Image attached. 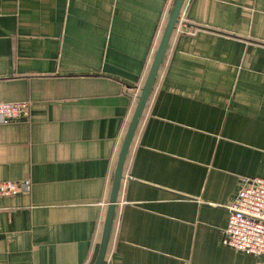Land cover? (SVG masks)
Returning <instances> with one entry per match:
<instances>
[{
  "label": "crops",
  "instance_id": "0c3cea01",
  "mask_svg": "<svg viewBox=\"0 0 264 264\" xmlns=\"http://www.w3.org/2000/svg\"><path fill=\"white\" fill-rule=\"evenodd\" d=\"M173 0H0V264H94ZM124 168L104 264H264L222 243L264 179V0H185ZM184 24V25H183Z\"/></svg>",
  "mask_w": 264,
  "mask_h": 264
},
{
  "label": "built area",
  "instance_id": "2783aa9c",
  "mask_svg": "<svg viewBox=\"0 0 264 264\" xmlns=\"http://www.w3.org/2000/svg\"><path fill=\"white\" fill-rule=\"evenodd\" d=\"M30 108V103L26 101L0 103V122L10 124L27 119ZM30 189V180L3 181L0 182V199ZM228 211L223 245L248 255H264V179L242 180Z\"/></svg>",
  "mask_w": 264,
  "mask_h": 264
},
{
  "label": "water",
  "instance_id": "95a60500",
  "mask_svg": "<svg viewBox=\"0 0 264 264\" xmlns=\"http://www.w3.org/2000/svg\"><path fill=\"white\" fill-rule=\"evenodd\" d=\"M184 1L185 0H173L172 7L169 12V17H168L166 26L164 28L163 37L161 39L159 48L157 50L154 62L152 64V67L147 77V80L145 82V85L141 91V95L139 97V101H138L135 114L133 116L129 130L125 137V140H124V143L121 149V153L119 156L116 172H115L110 205L108 208L107 218L105 222L102 243H101L98 257L94 264H104L105 262L111 235H112V230H113V226H114V222L116 218V210H117L121 185H122V181L124 178V168H125V164L128 158V154H129L132 142L134 140V137L136 135L137 129L139 127L141 118L144 114L145 108L151 96L152 90L157 81L159 71L164 62V55L168 48L170 38L180 22V13H181Z\"/></svg>",
  "mask_w": 264,
  "mask_h": 264
},
{
  "label": "trees",
  "instance_id": "16d2710c",
  "mask_svg": "<svg viewBox=\"0 0 264 264\" xmlns=\"http://www.w3.org/2000/svg\"><path fill=\"white\" fill-rule=\"evenodd\" d=\"M179 24H181V17H180V22H179ZM179 24H178V26H179ZM178 26H177V27H178Z\"/></svg>",
  "mask_w": 264,
  "mask_h": 264
}]
</instances>
